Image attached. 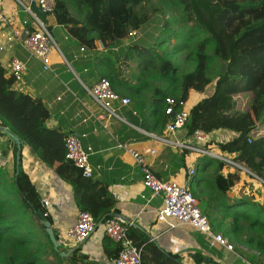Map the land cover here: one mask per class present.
I'll return each mask as SVG.
<instances>
[{
    "label": "trees",
    "instance_id": "16d2710c",
    "mask_svg": "<svg viewBox=\"0 0 264 264\" xmlns=\"http://www.w3.org/2000/svg\"><path fill=\"white\" fill-rule=\"evenodd\" d=\"M54 1L55 21L64 26L78 45L92 48L96 40H101L107 50L130 39L129 32L138 30L158 11L157 7L151 12L136 11V5L148 0ZM170 1L180 7L182 20L190 24L184 42L177 48L187 50L185 58L192 62V67L182 72L170 58L155 60L146 55L153 54L152 48L138 43L128 46L126 57H136L141 67L135 76L138 82L126 83V95L133 109L141 115L144 129L164 134L171 116L165 112V98L170 96L177 102H186L190 90L204 93L213 82V90L188 110L183 126L186 136L196 129L232 131L235 136L230 140L210 141L207 147L264 180V0ZM74 7L78 15L72 13ZM164 31L166 34L160 42L180 35L171 26ZM201 34L204 37L196 40ZM220 58L227 61V71H218L212 80L208 71L215 61L220 63ZM100 78L107 79L115 89L113 81L118 76L114 73ZM181 107L176 104L175 111ZM48 117L49 111L43 102L18 91L13 77L0 64V127L16 135L22 146L28 145L37 158L70 184L79 210L90 212L98 227L116 213L115 199L106 183L93 174L84 176L65 157L67 134L59 128L48 127L45 123ZM11 142L13 168L0 165V264H94L85 259L80 247L68 257L60 256L59 252L69 248L61 245L58 250L53 248L38 216V210L46 213L41 197L22 168L21 151L16 166L18 148ZM179 153L182 161L179 167H185L184 160L191 152L182 149ZM210 167H214L213 173L206 175ZM247 181L248 178L242 179L238 168L231 169L222 160L201 156L189 189L194 196L197 194L198 203L206 200L202 213L212 229L222 232L229 242L258 251L259 256H245L251 263L260 264L264 263V195L253 192ZM199 187L202 192L195 191ZM46 218L51 221L47 213ZM126 233L141 249V264H184L176 252L162 249L132 224L126 225ZM119 250L120 245L110 240L104 246V254L112 261ZM193 260L194 264H219L205 259L199 252Z\"/></svg>",
    "mask_w": 264,
    "mask_h": 264
},
{
    "label": "crops",
    "instance_id": "0c3cea01",
    "mask_svg": "<svg viewBox=\"0 0 264 264\" xmlns=\"http://www.w3.org/2000/svg\"><path fill=\"white\" fill-rule=\"evenodd\" d=\"M14 1L3 0L2 5L5 14L11 17L10 25H18L22 20L16 17ZM72 13L78 15L75 7L72 8ZM51 15L52 18H49V15L45 14V24L49 27V32L57 45L49 55V65L53 72L44 70L42 63L29 57L20 46L8 47L10 42L8 26L0 29V45L3 46L0 50V64L8 70L11 58L23 62L25 71L22 82L14 87L32 97H38L43 102L49 111V117L45 122L48 127L59 128L66 134L76 133L83 146H91L89 162L93 167V175L106 183L115 199L116 213L122 214L130 222L129 224L144 233L150 241L156 242L162 249L176 252L184 264H194L193 256L198 252L205 259L210 258L219 264H253L245 254L259 256L260 253L254 249L240 245L241 248L232 252L219 245L210 247L204 236L191 227L169 229L164 223L156 221L161 197L154 195L143 186L142 173L133 158L122 149L116 148L115 140L102 127V123H107L110 132L119 142L132 143L134 149L145 154L159 178L176 180L180 184L189 186L192 175L187 174V168L190 166L195 168L198 161L195 154L191 153L185 158V167H179L182 164L179 150L166 146L145 133L150 131L143 128L142 117L133 109L132 101L128 105L117 106L116 113L119 117L106 119L105 112L86 90V87L92 86L102 75L114 73L118 76V79L113 81L114 90L122 96L129 97L126 95V83L136 84L138 80L135 76L141 72V68L137 59L126 60V49L134 43L131 40L137 35L138 30L130 39L120 41L108 50L107 48L105 51L98 50L96 41L92 48L84 46L85 49L82 50L83 46L78 45L64 26L58 24L53 14ZM126 64L127 68L130 67V71L133 68L138 73L129 72ZM213 86L212 82L206 88L207 90L211 87L208 94L213 90ZM206 90L204 93L190 90L185 107L190 109L207 94ZM98 115L103 118H96ZM225 134H228L230 139L235 136V133L227 129H215L208 133L213 141L214 137ZM176 137L184 139L185 130L183 128L178 130ZM8 138L7 135L0 133V165L12 169L13 143ZM149 149H155L156 153L149 154ZM21 159L22 168L36 186L41 202L42 200L48 202L45 210L50 216L52 226L57 231H62L73 225L79 207L70 184L48 168L26 144L21 149ZM106 244H109V240L104 234L101 223L86 240L80 243V252L85 259L94 261V264H112V260L104 254Z\"/></svg>",
    "mask_w": 264,
    "mask_h": 264
},
{
    "label": "built area",
    "instance_id": "2783aa9c",
    "mask_svg": "<svg viewBox=\"0 0 264 264\" xmlns=\"http://www.w3.org/2000/svg\"><path fill=\"white\" fill-rule=\"evenodd\" d=\"M22 9L28 13L29 17L19 21L17 27L10 25L9 16L5 14L0 0V29L5 26L9 27L10 37L8 47L14 45L20 46L29 57H33L42 63L44 70L53 72L49 65V55L51 50L57 48L56 42L52 38L46 24L30 10L29 3L34 1L36 5L45 13L52 14L55 8L54 0H15ZM130 36L135 35V31L129 32ZM98 50L105 51L101 40H96ZM3 46L0 45V50ZM82 50L85 47H81ZM25 65L16 58H11L8 64V74L14 79V85L22 82ZM86 90L94 102L101 110L105 112L106 119L119 117L116 113L118 105H128L131 100L127 96H122L116 92L105 78H99ZM186 102H177L173 97L165 98V112L171 114L166 122L162 135L153 132H145L148 136L154 138L166 146L182 150H189L196 156H210L222 160L227 163L229 168L243 169L242 165L232 161L229 157L207 147V143L213 141L202 129H196L191 135L184 139L176 137L178 130L182 129L188 117V110L185 107ZM179 104L182 107L175 111V105ZM101 119L103 116H96ZM102 127L109 132L115 140V147L122 149L128 153L142 173V184L148 188L154 195L161 197V205L157 210L156 221L164 223L169 229L188 226L202 234L210 247L222 246L228 251L234 252V245L227 240L223 233L214 231L207 219L202 213L198 200L190 191L189 186L180 184L175 180H163L159 178L153 171L147 157L142 152L133 148L132 143L119 142L116 136L109 130L107 123H102ZM65 157L72 161L74 166L79 168L84 176L93 174V167L89 162V156L92 153L91 146H83L79 136L76 133L70 132L67 134L64 142ZM155 149H149V154L154 155ZM246 168V167H245ZM250 175L253 172L244 169ZM195 172L194 166L187 168V174L193 175ZM225 173V172H224ZM257 177V175L255 176ZM264 184V180L257 177ZM44 208L48 206L46 200H42ZM46 214V213H45ZM130 222L122 214L113 213L103 223L105 236L113 243L120 245V250L112 264H141V249L134 245L131 238L126 233V225ZM95 220L92 214L88 211L79 210L75 223L68 226L62 231H57V240L63 247H73L85 239H87L95 230ZM264 264V263H260Z\"/></svg>",
    "mask_w": 264,
    "mask_h": 264
},
{
    "label": "rangeland",
    "instance_id": "374dc122",
    "mask_svg": "<svg viewBox=\"0 0 264 264\" xmlns=\"http://www.w3.org/2000/svg\"><path fill=\"white\" fill-rule=\"evenodd\" d=\"M14 2L16 4L15 6H13L17 13L16 17H19L20 19L28 18V13L25 12L16 1ZM1 5H3V3ZM154 7H157L158 11L152 14V17L147 23L140 26V28L138 29L137 35L133 37L131 41L134 43H138L140 45L152 48L153 54L147 52L146 55L149 54L150 55L149 57L153 56L155 60H160L163 57L170 58L174 64H177L179 66V69L182 72L190 70L192 67V62L186 60L185 58L187 54V50L185 49L180 50L177 48L179 44L184 42L185 34L188 31L190 24L182 20L181 18L182 12L180 10V7L174 5L170 0H148L141 4L136 5L135 9L138 12L140 11L151 12ZM48 15H49V18H52L51 14H48ZM13 26L17 27L16 25H13ZM170 26L172 29L176 30V32L180 35L173 37L171 41L160 42V40H162L166 34V31H164L165 27H170ZM203 37H204V34H201L196 40L201 39ZM149 57H146V58H149ZM125 58L126 60L133 59V58L136 59V57H128V58L125 57ZM152 66H154V64ZM219 67H220L219 61H215L212 64V66L210 67L208 71V76L210 77V79L214 80L216 78L217 72L219 71ZM126 69H128L129 72L131 73H138V71H135L133 68H131V71H130V67L127 68V64H126ZM140 77H143V75ZM210 90H211V87L206 90V93L208 94ZM214 138H215L214 139L215 142H225V141L230 140V136L228 134L218 135ZM198 157L200 156L195 155V158L199 159ZM213 168L214 167H211V169L208 168L207 172L209 173L206 172L205 174L206 175L212 174L214 170ZM244 169L248 170L247 168L243 167V169H240V173H241L242 179L248 178V181H247L249 182L248 187L250 186L253 192L256 191L257 195L258 194L264 195V190L262 188V185H263L262 181L257 178L258 176L255 177L256 175L254 173L253 174L255 176L250 175ZM202 190L203 189L199 187L195 191L202 192ZM234 192L239 194L237 190H235ZM205 193L208 194V190L205 191ZM195 195L197 196L196 193ZM205 205H206V200L202 201V204L199 203V207L201 211H202V207ZM231 243L234 245V249L241 248L240 245L234 244L233 242ZM231 257L233 258L234 256H231Z\"/></svg>",
    "mask_w": 264,
    "mask_h": 264
},
{
    "label": "water",
    "instance_id": "95a60500",
    "mask_svg": "<svg viewBox=\"0 0 264 264\" xmlns=\"http://www.w3.org/2000/svg\"><path fill=\"white\" fill-rule=\"evenodd\" d=\"M30 10L35 13L44 23L46 21L45 19V13L36 5L34 1H31L29 3ZM220 72H226L227 71V61H224L222 58H220V67H219ZM0 133L7 135L17 146L18 152L16 154V166L18 165L19 162V152L22 149V142L21 140L11 133L6 127H0ZM38 216L40 217L43 225H44V230L48 234V237L53 245V248L55 250H58V247L60 246L57 237L55 236V232H57V229L52 226L51 221H49L46 218V214L42 210H38ZM86 240V239H85ZM83 242V241H82ZM79 244L70 247L67 251H60L59 254L62 257H68L71 252L79 248Z\"/></svg>",
    "mask_w": 264,
    "mask_h": 264
}]
</instances>
